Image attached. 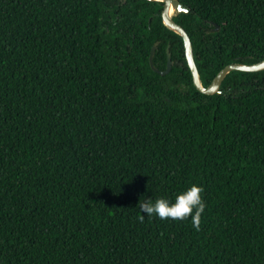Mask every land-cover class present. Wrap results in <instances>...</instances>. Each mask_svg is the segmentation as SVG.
I'll use <instances>...</instances> for the list:
<instances>
[{"label": "trees", "instance_id": "1", "mask_svg": "<svg viewBox=\"0 0 264 264\" xmlns=\"http://www.w3.org/2000/svg\"><path fill=\"white\" fill-rule=\"evenodd\" d=\"M179 1L204 86L264 60V0ZM162 9L0 0V264L264 263V69L200 92ZM192 184L199 230L138 219Z\"/></svg>", "mask_w": 264, "mask_h": 264}, {"label": "water", "instance_id": "2", "mask_svg": "<svg viewBox=\"0 0 264 264\" xmlns=\"http://www.w3.org/2000/svg\"><path fill=\"white\" fill-rule=\"evenodd\" d=\"M156 1L163 2V9L161 12V18H162L163 24L168 29L179 34L183 39L185 57L187 60L188 67L192 74L193 83L195 87L197 88V90H199L200 92L205 93V94L221 93L220 87H221L222 81L225 78V76L232 70L251 72V71H259V70L264 69V60H260L258 62H254L250 64L242 63V62H234V63L228 64L225 67H223L217 73V75L213 78V80L207 86H204L202 84L200 74L198 72V68L195 63L191 39L188 33L186 32V30L173 19L175 15L188 12L189 8L186 5H184L182 2H180L179 0H156ZM171 9L174 11V15L171 14ZM217 30H219V26L217 24H214L212 31H217ZM157 44L158 43L153 44L151 48V52L149 56L150 65L155 71L159 72L160 74H167L170 71L172 64H173V61L171 59V54L169 52V48H167L166 68L164 70H159L158 68H156L153 64V56H154Z\"/></svg>", "mask_w": 264, "mask_h": 264}, {"label": "clouds", "instance_id": "3", "mask_svg": "<svg viewBox=\"0 0 264 264\" xmlns=\"http://www.w3.org/2000/svg\"><path fill=\"white\" fill-rule=\"evenodd\" d=\"M203 188L192 184L188 188L176 194L173 200L161 196L154 200L152 197L143 198L138 201L142 222L147 217H158L161 220L171 219L183 221L191 219L192 226L199 230L201 216L205 211L206 204L202 197Z\"/></svg>", "mask_w": 264, "mask_h": 264}, {"label": "bare ground", "instance_id": "4", "mask_svg": "<svg viewBox=\"0 0 264 264\" xmlns=\"http://www.w3.org/2000/svg\"><path fill=\"white\" fill-rule=\"evenodd\" d=\"M173 13V10L171 9V14Z\"/></svg>", "mask_w": 264, "mask_h": 264}, {"label": "rangeland", "instance_id": "5", "mask_svg": "<svg viewBox=\"0 0 264 264\" xmlns=\"http://www.w3.org/2000/svg\"><path fill=\"white\" fill-rule=\"evenodd\" d=\"M173 15H174V11H173V13H172Z\"/></svg>", "mask_w": 264, "mask_h": 264}, {"label": "flooded vegetation", "instance_id": "6", "mask_svg": "<svg viewBox=\"0 0 264 264\" xmlns=\"http://www.w3.org/2000/svg\"><path fill=\"white\" fill-rule=\"evenodd\" d=\"M174 63V62H173ZM173 65V64H172Z\"/></svg>", "mask_w": 264, "mask_h": 264}]
</instances>
